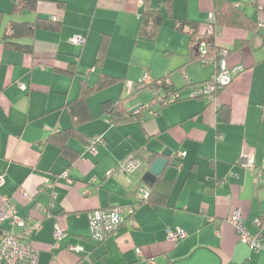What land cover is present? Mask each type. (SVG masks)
<instances>
[{
    "label": "crops",
    "instance_id": "0c3cea01",
    "mask_svg": "<svg viewBox=\"0 0 264 264\" xmlns=\"http://www.w3.org/2000/svg\"><path fill=\"white\" fill-rule=\"evenodd\" d=\"M142 1L40 0L35 12L11 15V0H0L1 34L15 15L18 21L45 17L59 25L37 29L32 39L22 40L33 44V54L7 49L0 41V209L6 199L27 224L40 223L26 237L38 251L37 264H264V250L241 242L227 220L240 210L246 229L260 231L264 240V223L261 228L254 222H264V0H230L258 19L261 28L256 33L220 30L217 43L228 51V65L244 69L228 87L203 97L190 94L216 72L213 59L189 62V37L168 17L156 40L139 38ZM173 12L176 18L199 21L204 33L213 0H173ZM103 34L110 36V45L102 70L120 81L89 97L94 119L81 129L89 138L103 135L104 140L95 153L70 140L82 155L66 169L48 138L71 125L64 106L77 96L81 78L90 84L98 78L94 61ZM79 35L84 42L75 43ZM239 41L241 47L233 51ZM163 51L169 54L166 61L153 54ZM70 63L77 64L79 73L66 72ZM145 74L152 80L167 77L181 99L155 113L145 108L140 119L114 124L101 103L122 99L124 112L148 105L154 95L141 92L148 86L139 81L131 93L137 98L132 107L115 87ZM226 105L231 108L228 122L218 114ZM166 148L172 164L163 173L174 183L167 205L141 204L115 233L95 243L89 213L132 204L134 188L144 183L145 170L110 176L111 170L137 149L159 157ZM243 152L253 154L256 173L240 164ZM260 173L263 182L256 183ZM56 226L63 229L60 241L53 235ZM10 227V219L0 217V236ZM170 230L186 235L173 241ZM80 240L93 245L85 248ZM69 245L82 251H70ZM94 246L101 247L87 257L88 263L86 254Z\"/></svg>",
    "mask_w": 264,
    "mask_h": 264
},
{
    "label": "trees",
    "instance_id": "16d2710c",
    "mask_svg": "<svg viewBox=\"0 0 264 264\" xmlns=\"http://www.w3.org/2000/svg\"><path fill=\"white\" fill-rule=\"evenodd\" d=\"M39 1L40 0H11L12 8L10 14H27L35 12ZM213 14L214 20L211 22L213 31L209 32L208 29H206L204 33H201V23L199 21L189 18H176L174 16L173 0H158L156 4H154L153 0H143L142 13L138 28V37L141 39L156 40L159 36L165 19L168 17L173 19V27L177 31L185 32L189 37V51L187 53L189 62L200 59L203 61L213 59L214 63H216L221 57L220 51L223 49L217 43V36L222 28H241L253 33L258 32L261 28L258 19L249 15L244 9L235 6L234 2L230 0H213ZM2 18V13L0 12V41L3 42L5 48L26 52L28 54H33V44L31 42H22L23 39H32L37 29H56L59 27L58 23L54 22L51 18L36 17L33 21H18L12 19L1 34ZM201 42L205 43V49H201ZM242 43V41L237 42L232 50L234 51L239 49ZM109 45L110 36L108 34H103L94 61V66L98 68L99 71L98 78L92 84H90L87 79H84V77L81 78L80 89L77 96L71 101L67 102L64 106L72 120L71 125L67 128L54 131L48 138L52 144L57 146L59 155L63 159V162H66V169L75 163L82 155L80 151L73 148L69 144V141L76 140L80 143L86 144L87 146L90 142L91 137L89 138L81 129L83 124L91 122L94 119L89 104V97L107 88H110L111 86H114L120 81L119 77L104 73L102 70L107 53L109 51ZM70 64L71 65L66 72L70 75L79 73L77 64ZM158 80H162L161 85H158L161 86L160 89H162V92H158L160 94H164L166 98L170 97L174 93H179L172 87L171 82L167 80V77L154 79V82L147 86L151 87V85H153L155 82L157 84ZM121 81H123V79ZM120 101H122V99H117L116 101L105 100L101 103L103 112L111 115V121L117 125L123 122L140 119V116L145 108L151 110V108L154 109L155 106L154 105L151 108L142 106L139 109L124 112L121 110L122 106ZM168 103L170 102H158V107L156 110H154V112H157ZM137 110L138 112L135 113ZM218 114L224 122H228L231 118L230 106H221L218 110ZM134 152L140 153L145 171L148 170L151 163L157 158L156 155L147 154L139 149ZM175 158L176 157H174V159ZM169 163L172 164V158ZM143 184H145V182ZM143 184H138L134 188V197L139 187ZM173 184V181H169L164 177V173L158 176L155 182L150 185L151 191L149 197L139 201V206L141 204L166 206L173 188ZM135 211L136 209L131 214L127 215L125 221L131 218ZM261 222L264 223L263 221ZM104 241L105 240L96 242L97 244H100Z\"/></svg>",
    "mask_w": 264,
    "mask_h": 264
},
{
    "label": "built area",
    "instance_id": "2783aa9c",
    "mask_svg": "<svg viewBox=\"0 0 264 264\" xmlns=\"http://www.w3.org/2000/svg\"><path fill=\"white\" fill-rule=\"evenodd\" d=\"M214 20V14L209 15V22L207 29L209 32L213 31L211 22ZM75 43L84 42V37L75 36L73 38ZM201 49H205V43H200ZM221 57L215 63L217 66L216 72L212 77L205 81L204 83L196 85L190 96L199 97L206 95H216L222 89H225L230 85L233 80V77L241 72L244 67L238 65L235 67H230L227 62V50L222 49L220 51ZM207 61H210L207 60ZM154 81L150 79L149 76H145V80H141V85H150ZM162 80H158L151 85V88L154 91V99L146 105V107H153L158 102H173L178 98H181L180 93H174L170 97L166 98L164 94H160L157 90L158 85H161ZM154 112V109L151 108L150 112ZM135 111V113H137ZM103 135H96L90 138L88 144V150L91 153L96 152L97 144L103 142ZM239 162L244 166L250 173H256V164L254 161L253 154L251 152H243L239 157ZM144 171L143 160L139 152L129 153L119 164L111 170L109 173L110 176L116 174L120 175H133L135 173H142ZM67 176V171L64 174ZM3 177H0V185L3 183ZM256 183L263 182L261 173L258 175L255 180ZM150 187L147 184H143L139 187L136 195L134 197V202L129 205H115L108 208L95 209L89 214L90 220V230L91 238L96 241H103L111 234L115 233L117 229L125 222L127 215L131 214L139 206V201L144 200L150 195ZM26 195L24 192H22ZM1 220L10 219L11 227L5 229L1 236V245H0V264H37L38 263V251L35 247L26 240L27 235H29L34 228H39L40 223L27 224L26 220L19 217L17 211L13 205H11L6 199L3 202V205L0 209ZM228 222L235 227L240 241L247 244L253 250H264V240L258 233H250L243 224V216L240 210L235 209L233 213L228 217ZM261 228L263 226L260 220L254 221ZM19 228V230H16ZM53 235L57 241H60L63 237V229L59 226H56L53 232ZM186 235L183 230H170L169 238L173 241H177L180 238H183ZM68 249L73 252H81L82 247L79 245H69Z\"/></svg>",
    "mask_w": 264,
    "mask_h": 264
},
{
    "label": "rangeland",
    "instance_id": "374dc122",
    "mask_svg": "<svg viewBox=\"0 0 264 264\" xmlns=\"http://www.w3.org/2000/svg\"><path fill=\"white\" fill-rule=\"evenodd\" d=\"M18 17V18H17ZM10 15H8V16H6L5 17V20H4V22H3V28L6 26V24L8 23V21L10 20ZM13 18L15 19V18H17V19H19L20 17L18 16V15H15V16H13ZM167 19V18H166ZM206 27V26H205ZM153 54H155V55H158L159 57H160V59H164L165 61L168 59V57H169V54L168 53H166V52H162V53H158V52H155V53H153ZM148 74V73H147ZM147 74H145L143 77H141V78H132V77H129V79L128 80H125V82H124V84H118L117 86H115V87H117L116 89H118L120 92H121V94L120 95H122V96H127L128 98V103H127V105H128V107H132L133 106V104H135V103H133V102H131V101H133L134 100V102L137 100V98H136V95H131V93H132V90H133V87H134V83H135V81L137 80V81H141V80H145V76H149V75H147ZM154 77V76H153ZM152 77V78H153ZM150 79H151V77H150ZM152 80V79H151ZM93 80H90V82H92ZM152 81H154V80H152ZM143 86V85H142ZM147 86V85H146ZM150 92L151 93V95H152V97H153V95H154V91H153V89L150 87V86H148L147 88H144L141 92ZM119 95V96H120ZM140 96V95H139ZM94 102V101H93ZM92 106H93V108H95V105H94V103H92ZM95 243H97L96 242V240H94V239H92ZM80 241H82V242H79V243H81L85 248L88 246H90V247H92V245H93V243L92 242H89V241H86V240H80ZM91 241V240H90ZM99 247H101V246H94L93 247V250L92 251H90L89 253H87L86 254V257H85V261L86 262H88V263H90L89 262V259L87 258L92 252H94L95 253V251L99 248ZM84 248V249H85ZM86 250V249H85ZM83 253H85V252H82L81 254H83ZM93 256V255H92ZM92 256H90V258L92 257Z\"/></svg>",
    "mask_w": 264,
    "mask_h": 264
},
{
    "label": "water",
    "instance_id": "95a60500",
    "mask_svg": "<svg viewBox=\"0 0 264 264\" xmlns=\"http://www.w3.org/2000/svg\"><path fill=\"white\" fill-rule=\"evenodd\" d=\"M171 156V150L169 148H166L162 152V156L157 157L149 166L148 170L145 171L143 175V181L147 185H151L158 176H160L165 168L169 164V159Z\"/></svg>",
    "mask_w": 264,
    "mask_h": 264
}]
</instances>
